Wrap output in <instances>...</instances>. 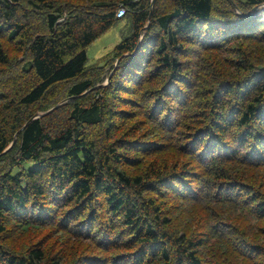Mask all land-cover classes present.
<instances>
[{"label": "trees", "instance_id": "obj_1", "mask_svg": "<svg viewBox=\"0 0 264 264\" xmlns=\"http://www.w3.org/2000/svg\"><path fill=\"white\" fill-rule=\"evenodd\" d=\"M69 1L62 6L54 5L53 0H25L43 12L44 31L29 34L25 3L0 0V34L5 31L12 39L19 37L28 55L23 89L10 98L0 94V237L9 220L37 226L61 223L69 225L67 232L91 239L96 248L107 252L96 256L95 264H204L199 250L207 242L206 236L172 226L150 194L169 190L178 180L194 197L201 193L208 196L206 201L241 207L255 202L254 213L264 217V65L257 66L245 57L231 63L247 71L243 77H235L234 72L219 75L221 69L215 65L213 70L209 68L211 73L201 77L205 79L200 87L205 98L202 108L188 113L192 120L198 118L197 126L193 129L192 121L183 134L186 140L179 144L190 156L188 160L171 159L170 171L163 175L159 158L152 156L161 149L152 140H143L136 149L151 153L146 170L129 175L120 164H140L137 156L126 153L135 150L132 142L116 137L110 140L107 130L114 115L125 113L111 102L131 101L136 89L126 90L117 70L111 83L119 94L109 98L91 89L100 64L86 65L85 47L125 17L129 32L112 51L119 56L121 66L117 68L129 61L133 71L141 70L154 55L148 77L142 81L165 75L164 81L157 88L144 89L142 96L150 93L145 97L149 115L169 137L175 136L190 95L182 92L181 85L192 86L176 57L191 55L184 42L191 43L201 34L208 40L196 44L202 50L218 52L226 49L231 37L254 38L258 34L264 42V0H232L242 15L230 9L228 0H154L152 4L151 0ZM217 1L227 7L216 5ZM119 6L124 8L122 17L115 15ZM253 7L261 10L248 13ZM215 33H220L217 38L222 40L210 39ZM5 61L0 45V63ZM120 74L132 76L129 69ZM64 82L68 86L60 89ZM63 91L71 97L68 106L58 104L56 97ZM196 106L198 103L193 108ZM38 112L42 114L36 117ZM96 132L97 139L92 136ZM191 160L196 167L188 166ZM227 161L251 170L230 172L224 166ZM199 171L201 185L191 186L193 176L200 178ZM185 195L176 196V200ZM80 222L83 226L76 227ZM224 229L215 224L211 231L233 241ZM226 247L243 255H264V244L239 249L228 243ZM61 257L43 261L39 246L15 253L0 243V264H60Z\"/></svg>", "mask_w": 264, "mask_h": 264}, {"label": "rangeland", "instance_id": "obj_2", "mask_svg": "<svg viewBox=\"0 0 264 264\" xmlns=\"http://www.w3.org/2000/svg\"><path fill=\"white\" fill-rule=\"evenodd\" d=\"M228 1L230 4H226L230 9L233 8L234 12L240 15L243 14L232 0ZM22 2L25 3V7L28 9L30 15V19L27 23L29 34L44 31L43 12L36 11L30 4L26 3L25 0H22ZM68 2L70 1L53 0L54 5L60 4L63 6L68 4ZM216 5L226 6L219 1H217ZM258 8L259 7H253L248 13H257L261 8H264V4L261 5V8ZM226 30L227 29H224V33L227 32ZM128 32L129 23L125 17H122L117 19L113 25L85 47L86 65L90 64L91 66L92 63L100 64V67L97 69L99 75L93 79V86L91 89L97 90V93H106L109 98L112 95L119 94L118 91L120 92V90L116 89L114 84L111 83V76L116 70L121 79L120 84L123 87L127 84L126 90L131 91L132 89H136L134 90L135 93L131 94L129 97L131 101H120L121 103L125 102L124 104H120L117 100L111 102L112 105L117 103V105L113 107L123 109L124 111H121L125 113L122 115L116 114L112 117L110 129L108 128L107 130L111 133L110 140L115 137L124 139L125 141L131 140L132 147L136 151L130 150L126 153L131 156H137L140 164L133 165L121 162L120 166L126 169L129 175L142 174L146 170L145 164L148 163L151 157V153L147 155L143 153L142 150L136 149L137 143H141L140 141L143 140H152L157 143V147L160 148L161 151L159 154H153L152 156L159 158V169L164 171L163 175H166L172 166L170 164L171 159L180 157L181 159L188 160L190 157L180 149L179 144L186 140L183 134L184 131H188L187 126L191 125L192 121L194 122L192 128L194 129L197 126L195 121L198 118L192 120V116L188 113L192 112L194 109L202 108L205 98L201 96L202 92L200 87H202L201 80L204 81L205 79L204 77L201 79V77L211 73L209 68L213 70L214 65L218 66V70L221 69V71H218L220 72L218 73L219 75L225 73L226 76H229V74L234 72L237 73L235 77L245 76L247 71L237 69L231 63L237 62L238 59L245 57L257 66L264 65V42L260 41L258 34H255L254 38L231 37L230 41L225 45L226 49L220 52L208 48L202 50L200 45L196 43L199 44L202 39H208L201 36V34L199 37L193 38L195 42H184V45L191 49V55L183 56L177 54L176 57L181 62V66L185 70V75L192 86L186 87L183 84L181 85L182 92L184 93L185 91L190 95L179 117L181 119L179 120L181 126L174 129L175 136L172 135L169 137V135L157 124L158 121L154 120L153 117L149 115L150 107L146 103L145 97L149 98L150 93H148V95L144 93V97L142 96L144 89L148 87L157 88L164 81L165 75H161L157 78L152 76L151 80H145L144 83L142 81L144 78L148 77V69L151 68V65L154 63V55L148 66L141 68V70L133 71V69L129 67V61L125 63L124 66L117 68L121 66V63H119V56H115L112 51L114 46L122 37L127 35ZM228 34H226V36ZM218 36H220V33H215L210 36V39H218ZM18 38L19 37H15L12 39L8 37L5 31H2L0 34V45L6 57V61L0 63V94L9 98L18 93L20 89H23L24 80L27 77L23 67L27 63L28 55L25 44L19 42ZM24 40L26 41V39H23V41ZM218 40H222V38L220 37ZM125 54L126 53H123L121 57ZM127 69L130 70L133 78L132 76L129 78L126 74H120L123 70L125 71ZM125 78L127 79L126 82L124 81ZM13 79L14 81H12ZM67 86L68 83L64 82L59 85V88L64 89ZM184 96L185 95H182V97ZM56 98L58 99V103L65 106L69 105L71 99L65 91L61 92ZM196 103H198L199 106L193 108V105ZM172 104L176 105L177 102L172 101ZM91 130L97 131L96 128H92ZM105 131L106 129H104L103 132ZM92 136L95 139L100 137L97 132L93 133ZM193 165L196 167L197 163L191 160L188 166L192 167ZM224 166L230 172L239 171L240 174L246 169L251 170L250 166L247 167L246 165L238 164L233 161H227ZM262 167L264 168V165H262ZM172 173L173 172H170V174ZM200 173L199 171L198 175H200ZM196 176L197 175L192 177L193 181L191 182V186L198 187V182L201 185L202 175H200V178H198V176L196 178ZM262 177L264 178V173ZM242 182L244 184L249 183L246 180ZM262 182H264V180ZM182 194L186 195L180 198V200H176V196ZM191 194L187 191L182 182L176 180L174 181L173 188H169V190L163 189L160 193L152 192L150 195H152L154 201L166 214L167 219L169 218L172 226L177 227L181 231H185L187 234H200L201 237L206 236L205 239L207 242L200 248L201 250H199L204 264H264V255L254 256L252 253L243 255L242 251L240 253H234L231 248L226 247L228 243L232 245V247L235 246L239 249L244 248V246H248L249 248V244H264V217L257 216L254 213L255 202L251 205L245 204L244 207H241L238 204L233 206L228 203L206 201L208 196H205L203 193H201V197L199 194H196V197H194L195 195H193V193ZM15 216L18 215L16 214ZM9 218L11 217L7 219ZM26 223L25 221L11 220L6 222L7 228L0 237V243L3 248L15 253H24L25 250L32 245L39 246L44 253L43 261L61 255L60 264H73L77 261V264H95L97 259L96 256L101 255V253L107 254V252L103 251L101 248H96L91 239L79 237L73 233L67 232L69 225L64 227L60 223L53 226H37L35 224ZM76 223L77 222L73 224ZM73 224H71V226ZM215 224L218 227L223 225L225 227L224 231L231 235V238L236 244L230 239L227 240L224 236L225 240L222 236L217 237L213 234L211 230H215ZM77 226H83V223L80 222L76 227ZM97 226L93 228L94 231L97 230ZM238 239H243L241 243L244 244L247 242L248 244L243 245L237 242ZM238 245H241V247H238Z\"/></svg>", "mask_w": 264, "mask_h": 264}, {"label": "built area", "instance_id": "obj_3", "mask_svg": "<svg viewBox=\"0 0 264 264\" xmlns=\"http://www.w3.org/2000/svg\"><path fill=\"white\" fill-rule=\"evenodd\" d=\"M115 15H116V17H122L124 15V8H123V6H119L116 9Z\"/></svg>", "mask_w": 264, "mask_h": 264}, {"label": "water", "instance_id": "obj_4", "mask_svg": "<svg viewBox=\"0 0 264 264\" xmlns=\"http://www.w3.org/2000/svg\"><path fill=\"white\" fill-rule=\"evenodd\" d=\"M153 1H154V0H151V4L153 3ZM232 5H233V4H232ZM234 8H235V7H234ZM58 104H60V103H58ZM56 106H57V105H56ZM49 110H51V109H49ZM49 110H48V111H49ZM41 114H42V113H37L35 116L37 117V116H40ZM35 116H34V117H35Z\"/></svg>", "mask_w": 264, "mask_h": 264}]
</instances>
